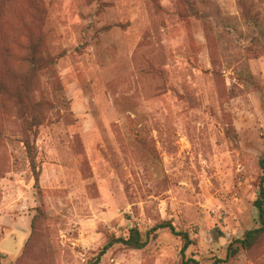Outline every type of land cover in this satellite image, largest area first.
Segmentation results:
<instances>
[{
	"label": "rangeland",
	"instance_id": "1",
	"mask_svg": "<svg viewBox=\"0 0 264 264\" xmlns=\"http://www.w3.org/2000/svg\"><path fill=\"white\" fill-rule=\"evenodd\" d=\"M0 83L3 264H264V0H1Z\"/></svg>",
	"mask_w": 264,
	"mask_h": 264
},
{
	"label": "trees",
	"instance_id": "2",
	"mask_svg": "<svg viewBox=\"0 0 264 264\" xmlns=\"http://www.w3.org/2000/svg\"><path fill=\"white\" fill-rule=\"evenodd\" d=\"M86 1L92 2L94 0ZM30 62H32L33 68L37 69L36 57L34 55L33 58L30 59ZM0 89H5L4 85H2L1 83ZM24 145L26 147V152L29 156L32 170L36 175V180L38 181L40 177V172L38 162L36 160L37 152L35 151V147L30 140L25 139ZM259 167L261 170V174L259 176L258 181L259 193L254 201V206L256 207L258 212V222L260 223V226L246 231L243 238L235 240V242L239 244L238 246L234 247L235 242H232L229 247V256H235L242 249L250 250L252 247L259 244L264 237V156L259 159ZM164 229L169 230L173 235L181 237L184 240V245L182 248L183 253L189 248V246L194 243V240L192 239L189 231L179 229L172 220H161L149 230L147 239L143 238L142 232L138 227L130 228L129 234L127 236L112 235L107 240V242L99 249V251L90 259L88 264H100L103 256L116 244H122L125 248L130 249H144L148 245L149 240L153 237H157L158 232ZM1 259L2 256L0 255V264H3ZM189 260L188 262L199 264V262L195 259Z\"/></svg>",
	"mask_w": 264,
	"mask_h": 264
}]
</instances>
